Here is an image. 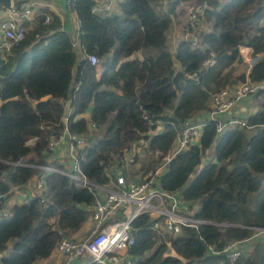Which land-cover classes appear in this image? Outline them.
Segmentation results:
<instances>
[{
    "label": "trees",
    "instance_id": "16d2710c",
    "mask_svg": "<svg viewBox=\"0 0 264 264\" xmlns=\"http://www.w3.org/2000/svg\"><path fill=\"white\" fill-rule=\"evenodd\" d=\"M193 1L169 0L168 14L159 17L150 0H124L117 4L120 19L94 13L93 0H70L80 49L99 59L101 72L86 59L77 62L74 40L56 16L37 12L25 39L0 57V197L31 181L41 172L37 167L53 162L62 169L67 159L48 153L47 139L65 129L89 134L88 112L103 133L90 139L80 169L91 183L108 186L115 163L132 145L147 142L148 151L166 157L180 124L208 110L212 95L246 80L264 84V0H200L206 6L202 29L187 23L189 39L170 53L171 17ZM240 47L263 55L247 77L232 80L233 67L243 64ZM140 52L141 60H129ZM253 96L261 98V110L247 118L253 135L241 128L218 133L217 124L207 122L196 143L176 154L159 177L162 191L178 193L190 211L196 209L195 219L210 224L183 226L173 235L162 231L163 217L138 216L131 223L133 264H227L225 246L247 240L235 264H264V235L254 237L253 230L264 229V90ZM66 100L72 113L64 125ZM213 145L214 157L194 175ZM45 189L44 198L15 205L0 219V264L46 260L63 237L84 227L95 204L92 192L55 173L47 175Z\"/></svg>",
    "mask_w": 264,
    "mask_h": 264
},
{
    "label": "built area",
    "instance_id": "2783aa9c",
    "mask_svg": "<svg viewBox=\"0 0 264 264\" xmlns=\"http://www.w3.org/2000/svg\"><path fill=\"white\" fill-rule=\"evenodd\" d=\"M69 8L70 0H63ZM97 7L104 0H93ZM206 6L192 9L189 14L188 25L190 28L201 30L203 21L202 12ZM95 9V8H94ZM36 14L31 7H17L11 0L10 6L0 4V57L8 54L11 49L22 42L27 33V25L33 24ZM49 21V17L45 22ZM192 46H196L197 37L192 36L189 40ZM240 54V53H239ZM91 66H97L100 61L96 56H86ZM258 55L248 58V69L257 62ZM264 90V84H253L248 82L240 83L211 96L210 108L207 120L195 118L186 120L180 124L178 135L174 147L166 157L155 152V156H160L162 163L158 170L151 177L144 181H128L121 172L124 166V158L115 163L114 178L110 179L108 186H99L91 183L80 169V162L84 160V149L90 144V133H96L97 128L91 126L90 133L87 135L70 134L66 129L59 135H51L47 139V152L56 155L66 143L67 165L62 169L46 165L37 167L41 172L35 176L33 183L29 182L22 187H13L24 192L22 201L18 205L27 204L31 198H44L46 189L45 181L49 174L55 173L68 177L80 188L92 192L95 196V204L91 211L92 228L87 239L75 241L63 237L58 246V253L66 260V264H75L84 260V264H133L130 258V250L134 245L131 235V223L140 215H149L151 218H164L162 231L176 235L181 227L196 229L198 225L210 224L206 220L195 219L192 211L187 209L178 193L168 194L159 188V177L161 170L165 169L169 161L179 152L184 150L193 141L199 139L203 128L207 122L216 123L218 133H223L229 128L251 129L247 118L230 117L225 119L232 108L243 99L255 95L258 91ZM62 123L67 124V121ZM161 124L158 122L157 125ZM139 144V143H138ZM21 165V164H17ZM26 166V165H23ZM11 188V190L13 189ZM10 193V192H9ZM0 197V219L7 218L10 212L7 206L9 197ZM254 237L264 235V229L253 228ZM235 242L226 245L223 254L226 256L227 264H235L241 255L243 245L248 243ZM210 254H218L213 246H208ZM3 255L0 253V257Z\"/></svg>",
    "mask_w": 264,
    "mask_h": 264
},
{
    "label": "crops",
    "instance_id": "0c3cea01",
    "mask_svg": "<svg viewBox=\"0 0 264 264\" xmlns=\"http://www.w3.org/2000/svg\"><path fill=\"white\" fill-rule=\"evenodd\" d=\"M124 0H104L101 2L98 7H95L94 13L96 14H102L104 12H112L113 9L116 7V5L120 2H123ZM13 4L17 7H22V6H29L31 7L35 12L39 11H49L52 13L54 16H56L60 22H61V29L63 31H66L69 33L76 43V39L78 38V29H79V23L77 20V17L75 14L71 13L69 9L67 8L65 2L63 0H13ZM168 5V4H167ZM205 6V3L201 1L200 5H194L192 2H187V3H182L179 7L176 9V14L171 17L172 20V25L169 31L167 32V45L170 48V51L173 52V48L175 49L179 41H181L183 38L184 39H189L188 35L185 34L186 28H187V23L189 22V14L192 9H197L200 7ZM176 19L179 20H184L182 23H184L180 28L176 30V24L175 21ZM176 30L175 32H172L173 30ZM204 29V28H203ZM240 56L243 60L242 65H235L233 67L232 71V80H234L236 77L245 75L246 77L248 76L249 69H248V58L251 56L252 49L250 47H240L239 49ZM79 60H82L85 58L84 53L80 49L79 53ZM263 54L258 55V59L262 57ZM236 85V84H234ZM232 85V86H234ZM210 108V101H209V107ZM67 112L66 115L63 118V122L67 121L68 117L71 115L72 111L70 108H66ZM208 110L202 111L200 113H197L195 118L201 119L206 121L207 120V115H208ZM261 110V98H257L255 96H250L245 99H243L241 102L237 103L232 110L228 113V115L225 117V119H228L230 117H240V118H248L251 115H254L258 111ZM84 118L87 119L88 121V131L90 133L91 129V123L89 120V112L83 116ZM160 125V124H159ZM255 129H251L248 131V135H253L255 133ZM91 134V133H90ZM94 134V133H93ZM92 135V134H91ZM34 143V140L32 141ZM144 142V141H143ZM140 142L137 145L132 146V149L129 154L125 156L123 159L125 164L128 165L129 163H134L137 159H141L144 155H146L145 151L148 150L147 147V142ZM30 143V142H29ZM32 143V144H33ZM142 143V144H141ZM141 144V151H138L135 147L139 146ZM146 149V150H145ZM58 156L60 159L63 157L64 159H68L66 156V143H64L63 147L57 152ZM154 154V153H153ZM134 157V160H129V158ZM60 161V160H58ZM61 164L63 161H60ZM136 163V162H135ZM65 166L67 165V161L64 164ZM164 172V169L161 170L162 174ZM138 178V177H135ZM34 179H32L30 183H33ZM19 189L13 188L10 193L9 197L7 199V206L9 209H11L13 206L18 205L21 203L24 192L18 191ZM187 206V209L189 210V204H185ZM79 232L75 233L74 237L78 234ZM263 236V235H260ZM73 238V237H71ZM58 253V252H57ZM172 256H175L174 252H172ZM59 254V253H58ZM61 256V255H60ZM52 255L42 261H38L35 264H66V260L61 256L60 259H57L56 263H53L50 261V258ZM84 260L78 261V263L75 264H84Z\"/></svg>",
    "mask_w": 264,
    "mask_h": 264
},
{
    "label": "rangeland",
    "instance_id": "374dc122",
    "mask_svg": "<svg viewBox=\"0 0 264 264\" xmlns=\"http://www.w3.org/2000/svg\"><path fill=\"white\" fill-rule=\"evenodd\" d=\"M169 0H150V4L152 6V8L155 10V12L157 13V15L159 17L163 16V15H167L168 14V2ZM228 1L230 0H222L221 1V5H224L225 3H227ZM192 4L194 5H200L201 4V1L200 0H195L192 2ZM111 16H115V17H118L120 19H123V15L120 13L117 5L116 7L113 9L112 12H110ZM184 20H177L175 21V24H176V30L177 29H180V28H183L181 27L184 23H182ZM173 30V29H171ZM176 30H173L172 32H175ZM52 34V32H51ZM73 37V36H72ZM74 42V41H73ZM181 42V41H179ZM48 43V39L46 40H43V45H46ZM118 46V44H115V48ZM169 51H170V48L168 47ZM174 50V48H173ZM74 51H75V54L77 55V62L79 61V51H80V44H79V41H78V38L76 39V43L74 42ZM170 53H172L170 51ZM153 54H156V52L154 51ZM145 55V52H140V53H136L134 54L133 56H131V58H129V60L131 59H139L141 60L142 57ZM110 56L109 55L106 59H104V62L109 60L110 59ZM100 64H98V70L99 72L102 71V66H99ZM15 60H13V63L11 64V67L9 68V71L10 70H13L15 69ZM72 88V86H71ZM64 105L66 108L69 109V100H66L64 101ZM102 133H103V129H101L100 131H98L97 133H94V134H89L90 135V139L95 137V139H99L102 137ZM93 136V137H92ZM33 142L31 141L29 144H32ZM144 143V142H143ZM142 144V143H141ZM141 144L137 147H135L136 149H138V151H141ZM140 147V148H139ZM146 150V149H145ZM146 155H144L143 157H141V159H137L134 163H129L127 166L124 165L122 168H121V172L123 174V176L125 177V179H127L128 181H144L145 179L151 177V175L153 173L156 172V170H158L161 166V163H162V160H161V157L158 155V156H155L152 152L146 150L145 151ZM214 157V145L211 146V148L208 150V152H206L204 158H203V161H202V164L201 166L195 171L194 175H196V173L200 170V168L206 164L207 162H210L211 161V157ZM34 156L33 155H29L28 157L24 158L22 160V162H25L26 160L30 159V158H33ZM135 158L134 157H131L129 158V160H134ZM50 166H54V163L51 162L49 163ZM194 175L192 176V178L194 177ZM135 177H138V178H135ZM92 210V209H91ZM88 218L85 222V225L84 227L82 228L81 231H79V233L74 237L75 233H69V237L68 239H73L75 241H82V240H85L89 237L90 235V232H91V228H92V221H91V211L90 209H88ZM73 237V238H71ZM170 255H172V253H170ZM61 256L60 254H58L56 251L52 254V257L50 258V261L53 262V263H56L57 259H60Z\"/></svg>",
    "mask_w": 264,
    "mask_h": 264
},
{
    "label": "water",
    "instance_id": "95a60500",
    "mask_svg": "<svg viewBox=\"0 0 264 264\" xmlns=\"http://www.w3.org/2000/svg\"><path fill=\"white\" fill-rule=\"evenodd\" d=\"M0 4L8 7L11 4V0H0Z\"/></svg>",
    "mask_w": 264,
    "mask_h": 264
}]
</instances>
